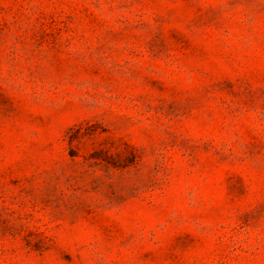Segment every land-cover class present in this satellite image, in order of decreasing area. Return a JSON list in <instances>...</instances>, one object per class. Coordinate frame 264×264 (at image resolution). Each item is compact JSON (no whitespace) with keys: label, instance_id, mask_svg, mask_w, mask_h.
Here are the masks:
<instances>
[{"label":"rangeland","instance_id":"obj_1","mask_svg":"<svg viewBox=\"0 0 264 264\" xmlns=\"http://www.w3.org/2000/svg\"><path fill=\"white\" fill-rule=\"evenodd\" d=\"M0 264H264V0H0Z\"/></svg>","mask_w":264,"mask_h":264}]
</instances>
